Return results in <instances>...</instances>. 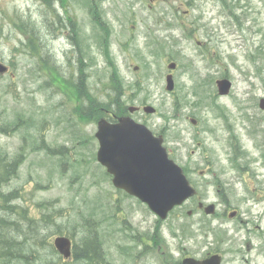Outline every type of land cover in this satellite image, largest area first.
<instances>
[{
  "label": "rangeland",
  "instance_id": "374dc122",
  "mask_svg": "<svg viewBox=\"0 0 264 264\" xmlns=\"http://www.w3.org/2000/svg\"><path fill=\"white\" fill-rule=\"evenodd\" d=\"M169 59L178 63L173 91L166 89ZM0 61L9 66L0 73V123L8 125L0 154L20 163L0 188L17 198L6 206L0 196V214L27 235L19 242L28 239L56 264H86L57 255L58 234L71 236L76 249L97 236L117 264H178L180 254L218 248L225 264H264V200L233 194L244 179L264 191V0H0ZM52 67L71 82L84 72L101 101L153 105L156 113L141 109L136 117L165 132L202 199L227 197L244 220L250 213L255 244H246L249 230L239 219L219 229L226 217H190L197 199L158 222L139 199L116 193L97 160V122L78 116ZM223 75L233 81L227 95L216 83ZM38 223L43 238L31 234ZM142 240L151 242L137 246Z\"/></svg>",
  "mask_w": 264,
  "mask_h": 264
},
{
  "label": "water",
  "instance_id": "95a60500",
  "mask_svg": "<svg viewBox=\"0 0 264 264\" xmlns=\"http://www.w3.org/2000/svg\"><path fill=\"white\" fill-rule=\"evenodd\" d=\"M175 66V62L169 64L170 68ZM6 70L7 66L0 62V71ZM231 84L227 78L219 79L220 93H228ZM174 87L173 75L169 74L167 89L173 90ZM261 107L264 108V98L261 100ZM145 110L154 112L156 109L152 105H146ZM96 136L100 142L98 160L114 173L115 185L147 202L162 218H166L175 205L197 193L182 166L170 158L168 149L163 144L164 137L155 136L147 125L132 117H123L112 125L103 117L98 122ZM213 210V205L207 207V212ZM56 245L62 253L70 256L69 237L58 236ZM184 263L220 264L221 259L219 255H212L203 261L187 258Z\"/></svg>",
  "mask_w": 264,
  "mask_h": 264
},
{
  "label": "trees",
  "instance_id": "16d2710c",
  "mask_svg": "<svg viewBox=\"0 0 264 264\" xmlns=\"http://www.w3.org/2000/svg\"><path fill=\"white\" fill-rule=\"evenodd\" d=\"M81 83V85L76 86L77 89L70 90V98L77 104L76 112L78 115H80V118L87 120H98L100 117L105 116L107 110L116 112L128 111V106H126L124 103H120L117 99H111L110 102H104L99 100L96 96L88 94L85 92L86 88L84 87L83 82ZM60 90L66 91V85L62 84L60 86ZM83 96H85L86 101ZM7 130L8 125L6 123H0V132H7ZM17 162L18 161L15 158H10L8 155L0 154V188L4 182L11 178V175L17 174L20 164ZM13 194H15V192L4 193L0 191V196L4 200V204L6 206L10 204L9 201L12 198H17V196H14ZM15 207L16 205H14V208ZM11 208H13V206H11ZM13 223L15 226L12 230H10L9 226ZM17 227L18 224L16 221L14 222L9 216L0 214V264L2 262H5L6 264H28V262H30V264H32V261L35 264H41L40 261H42V264H54L51 258H45L44 254H40L41 251H39L38 247H34L33 245L31 247L32 251L30 250V254H32V261H26L23 259L24 256H28L27 253L30 247L28 244H23L18 241V234L20 233V236L25 234L22 233L20 228H18V230ZM35 227L36 225L32 228L31 234H35ZM39 232L41 234V229H39ZM40 234L37 238L41 237ZM90 249V247L82 249L80 254L85 255V257H88L89 260H92V257L90 256L91 254H89ZM37 255L41 258L40 261L35 259Z\"/></svg>",
  "mask_w": 264,
  "mask_h": 264
},
{
  "label": "flooded vegetation",
  "instance_id": "af4514ba",
  "mask_svg": "<svg viewBox=\"0 0 264 264\" xmlns=\"http://www.w3.org/2000/svg\"><path fill=\"white\" fill-rule=\"evenodd\" d=\"M176 70L177 69H175L173 72H176ZM227 75H223L222 77H226ZM84 83V82H83ZM87 93H89V91L87 90L86 91ZM141 107V106H140ZM141 110V108L140 109H138L137 111H140ZM126 116H132V117H135L137 120H139V121H142V122H145V120H143V119H140V118H137L136 117V112H113V111H111V112H108V114H107V118H108V120H109V122L111 123V124H115V123H117L118 121H119V119L120 118H122V117H126ZM147 125H149L150 126V123L149 122H145ZM151 127V126H150ZM156 134H158L159 132L158 131H156V130H154L153 128H151ZM201 172H203V170L201 171ZM113 175L111 174V173H108V178H109V180L110 181H112L113 180ZM192 177V176H191ZM191 182L195 185V186H197L196 184H195V181H194V179L193 180H191ZM243 184H242V186H236L235 185V189H234V191H233V194L236 196V198L237 199H243V200H249L250 199V197H249V194H251L252 192H254L255 194H256V198H258L259 200H264V191H263V189H260V188H256V187H252V186H250V183L248 182V180H246V179H244V181L242 182ZM198 187V186H197ZM217 189L219 190V191H221V193H223L224 195H225V191H223V189L222 188H219V187H217ZM115 191H116V193H118V194H128L124 189H120V188H116L115 187ZM202 197H203V193H201L200 191L198 192V194L197 195H194V196H192L191 198H189L183 205H185V204H187V202L188 201H190V200H194V199H197V207H194L193 209H189L188 210V215L191 217V216H193V214L194 213H197V212H199V213H203L205 216H207V214L205 213V207H206V205L209 203L207 200H205V199H202ZM251 201V200H250ZM211 203V202H210ZM217 207H218V211H217V213L215 214V217H220V216H223V217H226L227 219H222V218H220L221 219V221H220V227H219V229H221V228H223L226 224H227V222H228V219H239V220H241L242 222H245L246 223V230H249V236L246 238V244H248V243H253V244H255L252 240H251V236H250V234H252L253 233V235H255L254 234V231L253 230H255L254 228H253V226H252V224L250 223L251 221V215H250V213L249 212H247V211H244L245 213H246V215L249 217V221L248 220H244L243 218H242V211L240 210V208L239 207H237L236 205H232L231 204V202L229 201V199L227 198V197H224L223 198V200H219L218 201V203H214ZM221 204H223L224 205V209L221 207ZM182 207V206H181ZM231 215H234L233 217L231 216ZM218 217V218H219ZM157 221L158 222H160L158 219H157ZM256 227L257 228H261V225L260 224H258V225H256ZM220 234H222V232L220 233ZM264 234V233H263ZM143 241H145V240H143ZM143 241H138V242H136L137 243V246L139 245V246H141L142 247V245H143ZM152 241H154V240H152ZM218 241V244H219V240H217ZM151 241H147V243H150ZM156 244H158L159 246H160V248H162V244H160L159 243V241L158 240H155L154 241ZM117 243V242H116ZM260 243V246H264V244H262L261 245V242H259ZM259 243H257L256 245H259ZM219 246V245H218ZM249 246H250V248H249ZM124 247V246H123ZM251 245H248V250H250L251 249ZM142 250V249H141ZM122 252V251H121ZM138 252H140V251H138ZM102 253H105V251L104 250H102ZM123 253V252H122ZM212 253H219L221 256H222V264H225V261H226V259H225V255H224V252L220 249V248H218L217 250H215V251H212L211 250V252L209 251V252H207L206 254H204L203 256H200V257H197V256H195V255H193V254H191V253H184V255L183 254H180V256L178 257V260H177V263L178 264H183V260H184V258L185 257H187V256H195V257H197V258H205V257H207V256H209L210 254H212ZM243 258V260H245V261H248V258H246V257H242ZM105 259L108 261L106 264H117V263H115V262H117L116 260H112L111 258H108V256H105ZM115 261V262H114Z\"/></svg>",
  "mask_w": 264,
  "mask_h": 264
},
{
  "label": "bare ground",
  "instance_id": "6f19581e",
  "mask_svg": "<svg viewBox=\"0 0 264 264\" xmlns=\"http://www.w3.org/2000/svg\"><path fill=\"white\" fill-rule=\"evenodd\" d=\"M1 264H6L5 262H2ZM14 264V263H13Z\"/></svg>",
  "mask_w": 264,
  "mask_h": 264
}]
</instances>
